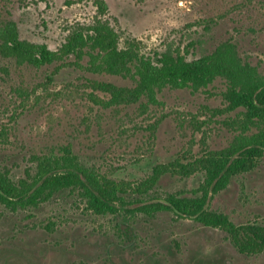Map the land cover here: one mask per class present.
I'll return each instance as SVG.
<instances>
[{
  "label": "rangeland",
  "instance_id": "rangeland-1",
  "mask_svg": "<svg viewBox=\"0 0 264 264\" xmlns=\"http://www.w3.org/2000/svg\"><path fill=\"white\" fill-rule=\"evenodd\" d=\"M105 1L104 16L120 34L121 47L137 40L141 52L155 59L165 50L194 59L230 41L264 73V0ZM98 14L96 0H0V22L15 20L21 38L53 50L72 26L91 24ZM91 79L135 84L74 64H20L0 53V166L19 179L35 164L34 156L62 154L70 145L83 164L138 182L159 163L222 149L239 132L226 124L242 108H227L225 78L199 90L166 86L156 99L146 95L110 106L94 100L110 95L95 90ZM205 180L202 171L184 177L168 172L152 194L197 196ZM211 195L210 206L235 223L264 224V156ZM0 264H264V251L241 253L223 229L171 210L132 220L98 214L81 193L65 189L36 205L0 202Z\"/></svg>",
  "mask_w": 264,
  "mask_h": 264
},
{
  "label": "trees",
  "instance_id": "trees-1",
  "mask_svg": "<svg viewBox=\"0 0 264 264\" xmlns=\"http://www.w3.org/2000/svg\"><path fill=\"white\" fill-rule=\"evenodd\" d=\"M96 5L99 14L94 21L72 26L65 42L56 50L46 43L21 38L18 23L13 19L3 20L0 22V53L14 57L20 64L41 67L61 62V66L74 64L94 73L106 72L135 80L134 85L127 86L91 79L95 90L110 95L106 99L93 94L95 101L106 106L132 104L146 95L156 99L158 91L166 86L199 90L222 77L227 82L224 91L227 108H242L241 116L229 119L226 124L239 132L222 149L210 150L186 162L159 163L148 177L138 182L100 173L83 164L67 145L61 148L62 154L34 156L35 164L19 179L12 176L7 166H0V202L8 206L36 205L58 191L69 189L81 193L98 214L111 213L132 220L139 213L154 216L161 210H171L178 217L223 229L241 253L263 252L264 224H237L229 214L212 208L210 199L211 193L227 187L233 176L255 169L264 156V73L243 59L236 44L230 41L194 59L169 50L155 59L141 52L137 40H129L121 47L120 34L104 16L107 2L96 0ZM86 57L87 64L83 65L81 62ZM198 171L206 173L202 194L168 193L164 197L152 194L165 173L184 177ZM132 224H126L131 238L134 236Z\"/></svg>",
  "mask_w": 264,
  "mask_h": 264
}]
</instances>
